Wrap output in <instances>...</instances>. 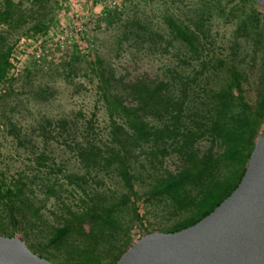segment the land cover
I'll list each match as a JSON object with an SVG mask.
<instances>
[{
  "label": "trees",
  "instance_id": "1",
  "mask_svg": "<svg viewBox=\"0 0 264 264\" xmlns=\"http://www.w3.org/2000/svg\"><path fill=\"white\" fill-rule=\"evenodd\" d=\"M6 1L1 14L4 22L12 16L14 7ZM57 3L60 5L61 0ZM218 11L220 17L239 16L231 37L236 47L231 57L230 40L227 53L212 52L213 41L203 30L204 18L190 27L166 17L173 37L198 59L191 72L176 74L173 83L146 74L117 75L98 55L90 56L87 63L110 120L109 140L99 143L86 137L78 142L77 155L88 170L115 173L122 190L87 191L78 197L76 207L62 202L55 221H49L42 214V205L28 194L30 178L24 174L8 177L0 170L1 235L19 234L32 252L56 264H116L134 243L136 223L143 226L145 234L150 233L145 223L147 213L140 211L139 201L144 205L163 203L168 216L175 220L160 231L172 232L195 224L230 195L264 128V27L259 20L264 9L255 0H238L229 11L224 7ZM46 18L41 16L27 32L45 34ZM251 34L261 46L260 74L253 98L245 93L248 75L233 58L241 48V39ZM10 51L7 47L0 54V89L11 67ZM73 61L67 60L66 64L73 67ZM148 116L157 117L159 125L150 124ZM44 122L51 124L50 119ZM85 126V135L90 136L93 120ZM11 128L16 132L15 125ZM143 143L149 144L152 161L169 158L174 167L159 172L149 187L139 192L133 158ZM35 161L38 166L48 167L43 154ZM69 177L77 178L73 174ZM44 192L47 197L56 193L50 185ZM125 211L129 218L124 216Z\"/></svg>",
  "mask_w": 264,
  "mask_h": 264
},
{
  "label": "rangeland",
  "instance_id": "2",
  "mask_svg": "<svg viewBox=\"0 0 264 264\" xmlns=\"http://www.w3.org/2000/svg\"><path fill=\"white\" fill-rule=\"evenodd\" d=\"M10 1L13 13L4 22L1 14L7 1L0 0V54L11 47V67L0 89V170L8 177L24 174L30 178L28 194L42 205V214L49 221H55L62 202L76 207L78 197L87 191L122 190L115 173L88 170L77 155V144L86 137L99 143L109 140L107 109L87 63L92 54L111 65L117 75L146 74L173 83L176 74L191 72L198 59L173 37L166 24L168 16L190 27L204 18L203 30L213 41L212 52L227 53L229 40L230 57L236 50L231 37L239 16L220 17L218 10L224 7L227 12L238 0H61L60 5L58 0ZM41 16L47 17V32H27ZM259 20L264 27V15L260 14ZM260 48L251 34L241 39V48L233 57L248 75L244 87L250 98L255 96L260 74ZM67 60L74 62L73 67ZM45 119L51 124H45ZM89 119L93 128L86 136ZM147 120L152 125L160 123L155 116ZM148 147L143 143L133 158L139 192L145 191L159 172L174 167L169 158L152 161ZM39 154L45 156L48 167L36 164ZM72 174L77 178L69 177ZM48 185L56 191L50 197L44 192ZM139 205L140 211L147 213L145 223L150 232H160L175 220L163 203L144 205L139 201ZM124 216L130 214L125 211ZM135 225L133 242L145 235L143 226Z\"/></svg>",
  "mask_w": 264,
  "mask_h": 264
},
{
  "label": "water",
  "instance_id": "3",
  "mask_svg": "<svg viewBox=\"0 0 264 264\" xmlns=\"http://www.w3.org/2000/svg\"><path fill=\"white\" fill-rule=\"evenodd\" d=\"M0 264L55 263L0 234ZM116 264H264V128L237 187L213 211L186 228L141 236Z\"/></svg>",
  "mask_w": 264,
  "mask_h": 264
}]
</instances>
